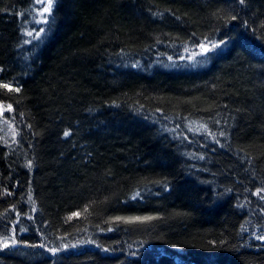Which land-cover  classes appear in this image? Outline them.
Masks as SVG:
<instances>
[{
    "label": "trees",
    "instance_id": "1",
    "mask_svg": "<svg viewBox=\"0 0 264 264\" xmlns=\"http://www.w3.org/2000/svg\"><path fill=\"white\" fill-rule=\"evenodd\" d=\"M55 2L0 0V264H264V0Z\"/></svg>",
    "mask_w": 264,
    "mask_h": 264
},
{
    "label": "snow or ice",
    "instance_id": "2",
    "mask_svg": "<svg viewBox=\"0 0 264 264\" xmlns=\"http://www.w3.org/2000/svg\"><path fill=\"white\" fill-rule=\"evenodd\" d=\"M38 2L43 3L44 0H38ZM53 2H54V0H46V6L43 8L42 12L50 14L51 11H52ZM240 2L243 3V0H240ZM29 35H31V33H29ZM213 47H215V45H213ZM204 51L207 52L208 49L204 48ZM5 87H7V85H5ZM16 91H19V89L17 88ZM8 107H9V109H11L10 105ZM64 135L67 136V135H69V133L65 132ZM222 135H223V133H222ZM261 191H264V190H261ZM256 194L259 195L260 192L258 191ZM262 198H264V197H262ZM117 219H123V218H117ZM151 219H154V217H135V218H130V222L133 221V220L134 221H146V220H151ZM258 238L264 240V236H261V237H258ZM12 243L15 244L16 241L12 240ZM4 247L7 248V247H9V245L7 243H5ZM49 251H54V250L50 249Z\"/></svg>",
    "mask_w": 264,
    "mask_h": 264
},
{
    "label": "rangeland",
    "instance_id": "3",
    "mask_svg": "<svg viewBox=\"0 0 264 264\" xmlns=\"http://www.w3.org/2000/svg\"><path fill=\"white\" fill-rule=\"evenodd\" d=\"M54 3H55V0L53 2V5H54ZM36 4H37L36 11H35L36 15H37V12H38V14H46V15L49 14V13H43L42 12L43 8L46 6V0H44L43 3L38 2V0H36ZM53 5H52V7H53ZM4 109H5V107L2 104H0V115L2 114ZM1 130L3 132H6V128H4V127H1Z\"/></svg>",
    "mask_w": 264,
    "mask_h": 264
}]
</instances>
